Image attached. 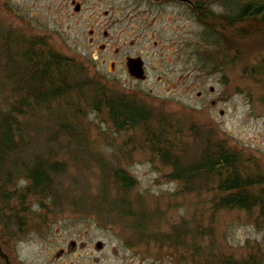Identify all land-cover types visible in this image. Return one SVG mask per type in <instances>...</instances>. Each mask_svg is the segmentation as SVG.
Instances as JSON below:
<instances>
[{
  "label": "rangeland",
  "instance_id": "rangeland-1",
  "mask_svg": "<svg viewBox=\"0 0 264 264\" xmlns=\"http://www.w3.org/2000/svg\"><path fill=\"white\" fill-rule=\"evenodd\" d=\"M74 1L78 11L72 0H0V27L69 59L73 89L19 117L24 161L63 170L51 172L58 196L27 194L23 174L0 189V201L17 192L0 202V264H264L260 212L217 209L216 179L182 184L163 159L186 164L219 146L239 154L241 175H264V76L252 75L264 38L238 43V26L221 19L226 0ZM213 32L230 40L228 53ZM126 57L142 59L144 80L129 75ZM108 98L142 105L147 124L115 129ZM114 168L135 180L148 238L100 202L103 184L116 196Z\"/></svg>",
  "mask_w": 264,
  "mask_h": 264
},
{
  "label": "trees",
  "instance_id": "trees-1",
  "mask_svg": "<svg viewBox=\"0 0 264 264\" xmlns=\"http://www.w3.org/2000/svg\"><path fill=\"white\" fill-rule=\"evenodd\" d=\"M200 2H195L197 7L201 6ZM222 3L230 11L221 15L223 26L225 30L230 31H234L235 26H238L234 31L238 43L249 37L252 40L264 38V0L240 1L233 4L226 0ZM212 34L211 37H215L214 43L218 48L223 47L228 53L226 44L230 46V40L224 37L220 40L218 33ZM0 65L6 79V82L1 81L0 86V189L9 185L14 177L23 174L29 181L27 194L46 198L58 196V185L54 182L51 172L62 171L63 168L61 164L49 165L41 160L30 165L24 161L22 154L27 144L23 134L26 124L20 121L19 117L24 116L26 110H32L41 103L67 95L73 90L69 81L72 75L68 72L70 60L51 50L41 40L27 38L0 27ZM253 74L254 77L264 76L263 59L252 66ZM105 106L117 130H129L147 124L148 110L133 101L108 98ZM163 157L173 168L172 179L181 181L182 184L199 183L207 176L212 180L216 179V190L220 194L217 209H257L260 219L264 222V175H241L244 171L241 169L239 154L218 146V149L207 150L202 158L186 164L176 156ZM109 177L112 184H115L116 196L110 198L108 185L103 184L100 187V202L107 205L110 212H115L118 219L131 221L135 233L145 239L148 236L144 235L151 216L142 200H133L130 196L135 180L121 168H114ZM16 193L5 192L0 202L3 203L6 199L5 195L9 198ZM1 209L2 207L0 213ZM97 209L100 210L99 207ZM161 236L171 240V233ZM248 263L256 264L252 260Z\"/></svg>",
  "mask_w": 264,
  "mask_h": 264
},
{
  "label": "water",
  "instance_id": "water-1",
  "mask_svg": "<svg viewBox=\"0 0 264 264\" xmlns=\"http://www.w3.org/2000/svg\"><path fill=\"white\" fill-rule=\"evenodd\" d=\"M179 1H188V0H179ZM74 3V2H72ZM80 8V5L77 3L75 4L74 9L78 11ZM126 67H127V72L129 75L137 80H144L146 75H145V70H144V65L143 61L140 57H127L126 59ZM214 104V101L212 102ZM102 243L97 242V248H101ZM0 256L4 257L6 259V256L0 251ZM7 260V259H6Z\"/></svg>",
  "mask_w": 264,
  "mask_h": 264
},
{
  "label": "flooded vegetation",
  "instance_id": "flooded-vegetation-1",
  "mask_svg": "<svg viewBox=\"0 0 264 264\" xmlns=\"http://www.w3.org/2000/svg\"><path fill=\"white\" fill-rule=\"evenodd\" d=\"M72 2H74L73 5H74V4H77V2H75L74 0H72ZM126 59H127V57H126ZM126 59H125V65H126ZM126 68H127V67H126ZM70 246H71V247H75V243H74V242L70 243ZM59 254L62 255V254H63V250H60ZM59 254H58V255H59Z\"/></svg>",
  "mask_w": 264,
  "mask_h": 264
}]
</instances>
